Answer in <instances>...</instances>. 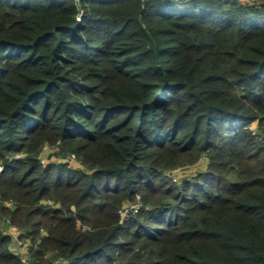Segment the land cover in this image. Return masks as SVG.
<instances>
[{"label": "trees", "instance_id": "1", "mask_svg": "<svg viewBox=\"0 0 264 264\" xmlns=\"http://www.w3.org/2000/svg\"><path fill=\"white\" fill-rule=\"evenodd\" d=\"M0 166L29 264H264V7L0 0Z\"/></svg>", "mask_w": 264, "mask_h": 264}, {"label": "rangeland", "instance_id": "2", "mask_svg": "<svg viewBox=\"0 0 264 264\" xmlns=\"http://www.w3.org/2000/svg\"><path fill=\"white\" fill-rule=\"evenodd\" d=\"M255 5H257V6H259V7H261V8H263L264 7V0H257L256 2H254L253 3V7L256 9L257 8V6H255ZM252 130H258V128H259V124L258 123H254L253 125H252ZM54 154H56L55 153V150H54V148L53 147H50V146H47V148H46V150L45 149H43V151H42V155H41V157H42V159L44 160V161H47V160H49L50 159V157H52ZM67 158V157H66ZM66 158H60L59 156H57V154H56V157L55 158H53L54 159V162L55 163H57V164H62V163H64L66 160ZM209 160V158H208V156H204V158L202 159V160H200L199 162H197L196 164H194V165H191V164H187V165H185V166H182V167H179V168H176V169H174V170H172V171H170V172H167L166 173V176L167 177H169V179L173 182V183H175V184H177V185H182L184 182H186V181H189V180H192V179H194V177H196V176H198L200 173H204V172H206V170H207V165H208V161ZM48 163V162H47ZM74 168H80V165L77 163V164H74V165H72ZM140 212V211H139ZM137 215V214H136ZM135 216V215H134ZM133 216V217H134ZM9 222L10 221H7L6 223H0V230H2L3 232H4V234L5 235H7V236H9L10 237V241H11V245L12 246H14V247H17V240L16 239H14L13 238V236L14 237H16L15 235H19V229L16 227V226H14V225H12L13 227H16L17 228V230L16 231H14L13 230V233L15 234V235H12L11 233H10V231H8L9 230V228H10V226H9ZM13 229V228H12ZM11 230V229H10ZM12 231V230H11ZM18 240L21 242V240H20V238H18ZM21 248V247H20ZM16 250V249H15ZM23 254H26L27 252L26 251H24L23 249H21L20 250Z\"/></svg>", "mask_w": 264, "mask_h": 264}, {"label": "built area", "instance_id": "3", "mask_svg": "<svg viewBox=\"0 0 264 264\" xmlns=\"http://www.w3.org/2000/svg\"><path fill=\"white\" fill-rule=\"evenodd\" d=\"M79 1V0H77ZM143 2H150V1H154V0H142ZM162 1H170V0H162ZM219 1H223V2H232V3H238V4H241V5H244V6H250V7H253V3L256 2L257 0H219ZM257 6V5H255ZM254 8V7H253ZM261 7L257 6L256 9H260ZM81 22V15H79L77 17V24H79ZM47 147H45L44 149L46 150ZM66 161L64 162V164H68L70 165L71 167H73L72 165L74 164H79V161L78 159L75 157V156H70V157H67L65 159ZM42 163L44 164L45 161L43 160ZM74 168V167H73ZM3 172V168L0 166V176H1V173ZM1 200H0V204H1ZM6 207H9V208H13L15 207V204L14 202L12 201H8V202H5L3 203ZM143 207V203L141 201V198L138 197L137 200L132 203L131 205H125L121 211H120V214H121V218L124 221H128L130 220L134 215L138 214L139 211L141 210V208ZM9 230L10 233L12 235H15L13 233V230L16 231L17 228L16 227H13L10 222H9ZM13 228V229H12ZM12 231H11V230ZM18 231V230H17ZM20 232V231H19ZM21 233H19V235H15L16 237L13 236L14 239L17 240V247H14L12 245H10V248L12 250H14V252L17 254V256L21 259V261L24 263V264H29L30 261L32 260V258L30 257V253H29V250L27 248V246H25L24 244H22V242H20L18 240V238L20 237ZM21 247V248H20ZM16 249V250H15ZM23 249L24 251H26L27 253L26 254H23L20 250ZM55 264H63L61 261H57Z\"/></svg>", "mask_w": 264, "mask_h": 264}, {"label": "water", "instance_id": "4", "mask_svg": "<svg viewBox=\"0 0 264 264\" xmlns=\"http://www.w3.org/2000/svg\"><path fill=\"white\" fill-rule=\"evenodd\" d=\"M79 4H80V0H79ZM77 25H74V26H71V27H69V28H75Z\"/></svg>", "mask_w": 264, "mask_h": 264}]
</instances>
